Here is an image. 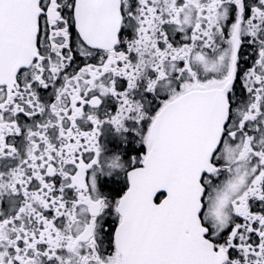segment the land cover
Listing matches in <instances>:
<instances>
[{"label":"snow or ice","instance_id":"6c2138e0","mask_svg":"<svg viewBox=\"0 0 264 264\" xmlns=\"http://www.w3.org/2000/svg\"><path fill=\"white\" fill-rule=\"evenodd\" d=\"M0 264H264V0H0Z\"/></svg>","mask_w":264,"mask_h":264}]
</instances>
